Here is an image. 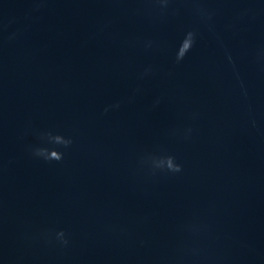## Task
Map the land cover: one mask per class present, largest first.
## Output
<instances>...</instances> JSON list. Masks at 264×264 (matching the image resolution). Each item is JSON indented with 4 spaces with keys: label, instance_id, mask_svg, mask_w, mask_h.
<instances>
[{
    "label": "water",
    "instance_id": "95a60500",
    "mask_svg": "<svg viewBox=\"0 0 264 264\" xmlns=\"http://www.w3.org/2000/svg\"><path fill=\"white\" fill-rule=\"evenodd\" d=\"M200 6L0 0V264H264V0Z\"/></svg>",
    "mask_w": 264,
    "mask_h": 264
},
{
    "label": "clouds",
    "instance_id": "9594fccd",
    "mask_svg": "<svg viewBox=\"0 0 264 264\" xmlns=\"http://www.w3.org/2000/svg\"><path fill=\"white\" fill-rule=\"evenodd\" d=\"M156 4L159 5V8L161 10V13L169 10V5L174 2V0H154ZM189 2L196 5L194 8L195 14L199 17V19L208 27H211V21L214 16V12L206 7L200 6L202 3V0H189ZM198 33L194 30L186 31L183 35V38L181 39L178 47L175 51V63L179 64L181 63L186 55L192 50L194 47L196 40H197ZM9 39H12V37H9ZM147 47H150V43L146 45ZM259 59V57H258ZM151 72V68H146L144 72L141 74V78L144 76L149 75ZM246 95V92H245ZM158 103V101H157ZM114 107H119V105H114ZM107 111V109L105 110ZM253 126H255V122H253ZM188 133L191 132V129L187 130ZM49 141L55 145L62 146L64 148H67L71 144L70 139H65L62 136L56 135V136H49ZM32 155L37 158H42L45 161H61L63 159V153L58 152L56 150H49V149H37L33 151ZM152 166L154 169L168 172V173H179L181 172V166L176 163L175 158L172 156H163L159 158H153ZM56 239L60 242L61 245H67L68 240L65 238V233L63 231L56 233Z\"/></svg>",
    "mask_w": 264,
    "mask_h": 264
}]
</instances>
